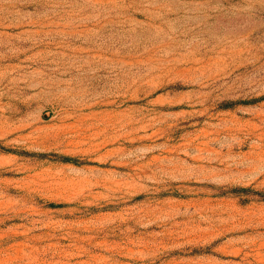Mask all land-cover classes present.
<instances>
[{
  "label": "rangeland",
  "instance_id": "1",
  "mask_svg": "<svg viewBox=\"0 0 264 264\" xmlns=\"http://www.w3.org/2000/svg\"><path fill=\"white\" fill-rule=\"evenodd\" d=\"M0 264H264V0H0Z\"/></svg>",
  "mask_w": 264,
  "mask_h": 264
}]
</instances>
